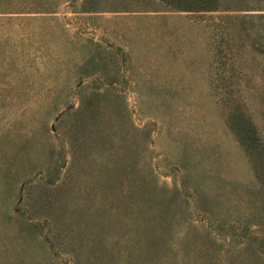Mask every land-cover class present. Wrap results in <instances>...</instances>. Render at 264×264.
<instances>
[{"label": "rangeland", "instance_id": "obj_1", "mask_svg": "<svg viewBox=\"0 0 264 264\" xmlns=\"http://www.w3.org/2000/svg\"><path fill=\"white\" fill-rule=\"evenodd\" d=\"M0 264H264V0H0Z\"/></svg>", "mask_w": 264, "mask_h": 264}, {"label": "trees", "instance_id": "obj_2", "mask_svg": "<svg viewBox=\"0 0 264 264\" xmlns=\"http://www.w3.org/2000/svg\"><path fill=\"white\" fill-rule=\"evenodd\" d=\"M168 1H169V0H168ZM170 1H171V0H170ZM175 1H178V0H175ZM181 7H182V8L184 7L183 9H187L186 6H179V8H181ZM255 140H256V143H258V139L255 138ZM256 143H255V144H256ZM24 184H25V183H24ZM23 186H24V185H23ZM22 188H23V187H22ZM43 248H44V247H43Z\"/></svg>", "mask_w": 264, "mask_h": 264}]
</instances>
